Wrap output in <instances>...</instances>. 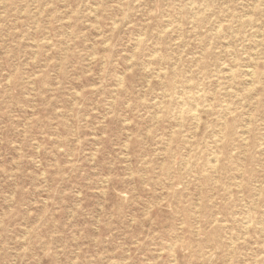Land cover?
Returning a JSON list of instances; mask_svg holds the SVG:
<instances>
[{
	"label": "rangeland",
	"instance_id": "obj_1",
	"mask_svg": "<svg viewBox=\"0 0 264 264\" xmlns=\"http://www.w3.org/2000/svg\"><path fill=\"white\" fill-rule=\"evenodd\" d=\"M0 264H264V0H0Z\"/></svg>",
	"mask_w": 264,
	"mask_h": 264
},
{
	"label": "bare ground",
	"instance_id": "obj_2",
	"mask_svg": "<svg viewBox=\"0 0 264 264\" xmlns=\"http://www.w3.org/2000/svg\"><path fill=\"white\" fill-rule=\"evenodd\" d=\"M253 73V72H252ZM250 74V73H249ZM215 159V158H214ZM215 161V160H214ZM215 166V165H214Z\"/></svg>",
	"mask_w": 264,
	"mask_h": 264
}]
</instances>
